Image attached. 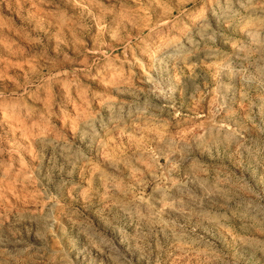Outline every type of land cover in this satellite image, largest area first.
<instances>
[{"label": "rangeland", "instance_id": "rangeland-1", "mask_svg": "<svg viewBox=\"0 0 264 264\" xmlns=\"http://www.w3.org/2000/svg\"><path fill=\"white\" fill-rule=\"evenodd\" d=\"M0 264H264V0H0Z\"/></svg>", "mask_w": 264, "mask_h": 264}]
</instances>
